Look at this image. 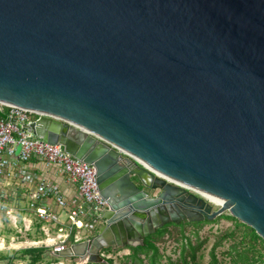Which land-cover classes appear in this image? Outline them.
Here are the masks:
<instances>
[{
	"label": "water",
	"instance_id": "obj_1",
	"mask_svg": "<svg viewBox=\"0 0 264 264\" xmlns=\"http://www.w3.org/2000/svg\"><path fill=\"white\" fill-rule=\"evenodd\" d=\"M0 103L64 120L26 129L94 166L109 203L52 256L101 264L227 212L264 240V0H0Z\"/></svg>",
	"mask_w": 264,
	"mask_h": 264
},
{
	"label": "built area",
	"instance_id": "obj_2",
	"mask_svg": "<svg viewBox=\"0 0 264 264\" xmlns=\"http://www.w3.org/2000/svg\"><path fill=\"white\" fill-rule=\"evenodd\" d=\"M0 106L1 111L8 117V120L0 117V180L4 179L8 182L14 176L15 171L19 170L20 164L31 166L33 161L45 162L49 167L61 169L68 183L77 188L81 203L73 205L56 186L50 185L46 181H39L27 195L30 202L29 212H33L44 224L42 230L47 242L53 244L52 246H55L54 240H59L63 248L79 244L83 240L80 232L86 227L94 229L99 223L101 227L103 224L101 216L109 210V203L103 199L100 193L97 169L63 151L60 145L31 140V134L26 129L27 125L42 118L64 121L60 117L42 111L19 108L7 103H0ZM18 148H21L19 155H17ZM115 148L122 155L131 157L125 150ZM14 157L17 159L11 161L10 158ZM140 164L159 178L180 186L199 197L202 196L190 187L160 175L144 162L140 161ZM203 198L206 199L204 196ZM17 200L18 193L1 190L0 217L6 216L11 221L16 220L15 215L18 212L14 203ZM207 201L215 208H220L211 201ZM59 210L68 212V224L63 225L60 222ZM50 226L57 229L54 237L51 236Z\"/></svg>",
	"mask_w": 264,
	"mask_h": 264
},
{
	"label": "rangeland",
	"instance_id": "obj_3",
	"mask_svg": "<svg viewBox=\"0 0 264 264\" xmlns=\"http://www.w3.org/2000/svg\"><path fill=\"white\" fill-rule=\"evenodd\" d=\"M151 195L153 197L158 195L157 191H152ZM29 202V201H28ZM20 206V207H19ZM17 206L15 209L18 213H16V220L11 221L10 219H4V217H0V254H4L6 256L12 257L13 252H18L24 249L29 248H41L47 247L50 248L53 252L64 250L71 245L66 247H61L62 244L59 240H54L55 246L50 244L47 241L35 242L30 240V235L37 237L36 229L34 228L35 223L38 222V218L34 215L33 212H29L28 208L30 207L29 203H22ZM23 209H26V214H23ZM218 210L219 208H215ZM59 215L62 218L64 223L69 222L68 212L59 210ZM225 215L232 216L230 212H227ZM234 217V216H233ZM182 224V223H181ZM100 223L94 229L86 227L84 230L80 232V236L83 239L80 243L86 242L88 240L93 239L95 236L99 234ZM235 225L233 222L228 220H221L217 224L212 225H204L201 229H196L192 226L187 225L182 229L170 228V232L166 234L162 239L158 241V248L160 250V262L161 264H169L172 261L176 262L181 257V247L183 244H186L189 240L192 241L194 246L199 245L204 241H208L207 245L203 248L201 252L198 254L199 264H210L212 261V253L215 250L216 255L219 261L222 264H230V256L228 255L229 251L234 245V241L229 239L223 240V236L231 232L235 229ZM164 229V228H163ZM162 229V230H163ZM51 236L54 237L57 229L54 226H50ZM44 233V231L42 230ZM242 233L239 234L241 236ZM241 239L238 238V241ZM73 245V243H72ZM76 245V244H75ZM218 246L217 249L215 247ZM115 250L112 254H107L102 252L103 259H112L115 261V264H120L124 257L129 256L131 254V250L126 247H118L114 248ZM52 254V253H51ZM145 263L149 264L147 261V257L143 256ZM75 259V260H74ZM4 264V263H3ZM15 264H26L21 261H16ZM52 264H91L83 262L77 258H69L62 259L59 263Z\"/></svg>",
	"mask_w": 264,
	"mask_h": 264
},
{
	"label": "trees",
	"instance_id": "obj_4",
	"mask_svg": "<svg viewBox=\"0 0 264 264\" xmlns=\"http://www.w3.org/2000/svg\"><path fill=\"white\" fill-rule=\"evenodd\" d=\"M4 219L9 220L6 216H4ZM221 220L231 221L236 227L233 231L228 232L223 236V240L229 239L235 242L228 253V255L231 257L230 264H264V240L253 228L243 224L237 218L227 215H223L214 221L206 220L195 223L185 221L182 222V224L173 223L167 225L163 230H160L156 234L148 237L145 240L144 245L138 247H126L132 252L129 256L124 257L120 264H144L145 260L143 256L147 257L149 264H161L158 241L170 232L169 230L171 227L182 229L184 237V228L187 225L196 229H201L204 225L217 224ZM34 226L37 237L30 235V240L35 242L44 241L45 235L42 232L44 224L38 220ZM240 233H242L241 236H239ZM238 238L241 240L238 241ZM207 243L208 241H204L199 245L194 246L192 241L189 240L181 247L182 253L180 259L176 262L172 261L169 264H199L198 254L203 250ZM218 246L219 245H217L215 249H217ZM114 250V248H107L103 250V253L110 255ZM52 252L53 251L50 248L41 247L13 252L12 257L0 254V264H15L17 260L26 264H52L62 261V259L52 256ZM101 264H115V261L112 259H105V262ZM210 264H222V262L219 261L215 250L212 253V261Z\"/></svg>",
	"mask_w": 264,
	"mask_h": 264
},
{
	"label": "crops",
	"instance_id": "obj_5",
	"mask_svg": "<svg viewBox=\"0 0 264 264\" xmlns=\"http://www.w3.org/2000/svg\"><path fill=\"white\" fill-rule=\"evenodd\" d=\"M16 159L17 157L10 158L11 161H15ZM39 181H46L50 185L56 186L64 197L73 205L81 203V197L77 188L68 183L63 171L57 167H49L45 162L41 161H33L31 166L20 164L19 170L15 171L14 176L9 179L8 182L4 179L0 180V191L4 190L18 193V200L15 202L16 204L14 203V207L16 208L22 203H29L27 199L28 192L31 191ZM29 209L30 207L28 211ZM25 210L26 209H23V214L27 213ZM60 222L63 225L68 224V222L64 223L62 218ZM44 241H47L46 236Z\"/></svg>",
	"mask_w": 264,
	"mask_h": 264
},
{
	"label": "bare ground",
	"instance_id": "obj_6",
	"mask_svg": "<svg viewBox=\"0 0 264 264\" xmlns=\"http://www.w3.org/2000/svg\"><path fill=\"white\" fill-rule=\"evenodd\" d=\"M153 170H155L154 168H153ZM155 171H157V170H155ZM158 172V171H157ZM160 175H163V174H161L160 172H158ZM163 176H165V175H163ZM166 177V176H165ZM173 180V179H172ZM173 181H175V180H173ZM176 183H178L179 184V182H177V181H175ZM205 198H206V200H209V201H211L213 204H215V205H218V206H220V204L216 201V200H214L213 198H211V197H208V196H204ZM231 213V212H230Z\"/></svg>",
	"mask_w": 264,
	"mask_h": 264
},
{
	"label": "flooded vegetation",
	"instance_id": "obj_7",
	"mask_svg": "<svg viewBox=\"0 0 264 264\" xmlns=\"http://www.w3.org/2000/svg\"><path fill=\"white\" fill-rule=\"evenodd\" d=\"M133 181L135 182V184L138 186V188L142 189V190H145L147 193H149L151 195V190H147L145 189L143 186H141L136 179L133 178ZM152 196V195H151ZM153 197V196H152Z\"/></svg>",
	"mask_w": 264,
	"mask_h": 264
}]
</instances>
